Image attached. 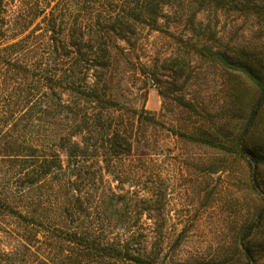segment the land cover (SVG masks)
I'll use <instances>...</instances> for the list:
<instances>
[{
  "label": "trees",
  "instance_id": "1",
  "mask_svg": "<svg viewBox=\"0 0 264 264\" xmlns=\"http://www.w3.org/2000/svg\"><path fill=\"white\" fill-rule=\"evenodd\" d=\"M254 8L264 0H0V264H149L164 130L255 174L264 65L196 46L255 90L243 129L223 140L187 125L194 107L181 97L171 118L146 109L137 85L144 28L175 36L203 10Z\"/></svg>",
  "mask_w": 264,
  "mask_h": 264
},
{
  "label": "rangeland",
  "instance_id": "2",
  "mask_svg": "<svg viewBox=\"0 0 264 264\" xmlns=\"http://www.w3.org/2000/svg\"><path fill=\"white\" fill-rule=\"evenodd\" d=\"M138 74L145 108L166 116L193 104L187 125L223 140L244 127L255 90L245 78L196 46L208 45L264 65V9L203 10L172 36L142 30ZM167 119V118H166ZM168 120V119H167ZM193 122V123H192ZM258 129L264 136V113ZM170 148L162 157L163 206L144 215L150 224L143 252L149 264H264V164L253 174L244 159L160 134ZM256 176L259 187H253ZM155 224H162L156 228Z\"/></svg>",
  "mask_w": 264,
  "mask_h": 264
}]
</instances>
